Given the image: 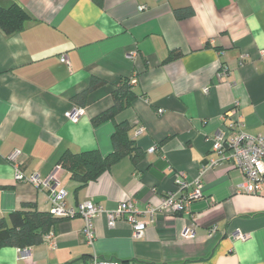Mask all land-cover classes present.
<instances>
[{"label": "crops", "instance_id": "1", "mask_svg": "<svg viewBox=\"0 0 264 264\" xmlns=\"http://www.w3.org/2000/svg\"><path fill=\"white\" fill-rule=\"evenodd\" d=\"M13 2L35 21L10 36L0 31V217L25 202L51 208L47 189L15 179L14 150L26 175L56 173L69 206L90 200L115 209L129 199L145 210L177 189L176 173L192 181L217 157L213 135L227 129L234 107L245 131L264 136V0H0ZM187 6L194 15L178 18L175 9ZM124 81L137 97L117 119L131 124L142 153L79 189L60 158L113 151L114 123L91 120ZM75 106L86 110L78 122L65 116ZM245 181L229 163L208 168L204 196L188 212H157L140 238L126 221L110 227L100 214L91 245L83 218H61L53 244L45 236L22 251L3 247L0 264H88L94 254L121 264H264V186L246 192Z\"/></svg>", "mask_w": 264, "mask_h": 264}, {"label": "built area", "instance_id": "2", "mask_svg": "<svg viewBox=\"0 0 264 264\" xmlns=\"http://www.w3.org/2000/svg\"><path fill=\"white\" fill-rule=\"evenodd\" d=\"M144 9V6H140ZM134 54L131 53L130 56ZM63 62L69 63L66 55L61 56ZM223 75L228 74L226 67H222ZM132 84L136 83V79L131 80ZM208 89L206 88V91ZM86 114L84 107L75 106L65 112V116L73 121L78 122L82 116ZM231 116V121L227 129L221 128L213 135V151L217 157L211 158L209 163L203 166L200 174L192 181L187 179L185 173L178 172L175 175L177 189L170 191L161 200L159 206H149L145 210L138 208L134 200H124L115 209H107L100 204L93 203L88 200L76 206L67 205V190L59 186L56 173L53 172L48 178H42L39 173L26 175L20 168L18 157L20 150H14L9 159L15 163V179L19 181H27L37 188L47 189L48 197L51 202L50 213L56 217L74 218L81 217L84 220V234L88 244L94 245L95 219L100 214H105L110 227H114L119 220L129 223L133 229L136 238H140L147 229L157 212L165 209H172L175 212H188L189 205L192 201L204 196L202 177L208 168L216 167L224 163H229L233 167L241 170L245 175L246 181L241 184L246 192H260L264 186V136L252 135L244 130V123L238 114L236 107L227 112ZM143 128L138 130L141 133ZM153 151V149H151ZM250 184L253 189H250ZM188 192H184V190ZM185 235L193 237L195 228L190 227L185 231ZM246 238L245 235H240ZM49 244H53L51 234L46 235ZM22 251V249H19ZM88 264H121L118 260L101 259L94 254Z\"/></svg>", "mask_w": 264, "mask_h": 264}, {"label": "trees", "instance_id": "3", "mask_svg": "<svg viewBox=\"0 0 264 264\" xmlns=\"http://www.w3.org/2000/svg\"><path fill=\"white\" fill-rule=\"evenodd\" d=\"M94 1L99 5L102 3V0ZM174 12L178 18L190 17L195 13L191 6L175 9ZM32 21H35L33 16L17 2L8 7L0 4V31L4 35L20 32ZM173 57L170 55L167 60ZM136 97L130 81H124L113 92V105L91 120L94 126L106 121L114 123L111 138L114 149L110 154L103 155L99 149H93L78 153L66 151L61 156L59 165L69 171L70 178L79 184V189L97 180L123 157L133 155L136 158L142 153L129 137L131 124L127 119H117ZM61 218L49 211L39 210L35 203L25 202L20 209L0 217V249L7 246L24 249L42 243Z\"/></svg>", "mask_w": 264, "mask_h": 264}]
</instances>
